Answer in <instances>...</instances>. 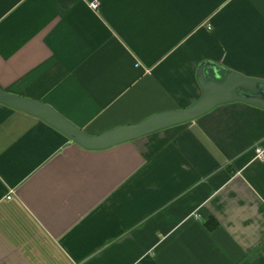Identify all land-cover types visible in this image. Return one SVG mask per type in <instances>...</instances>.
I'll return each mask as SVG.
<instances>
[{"label": "crops", "instance_id": "0c3cea01", "mask_svg": "<svg viewBox=\"0 0 264 264\" xmlns=\"http://www.w3.org/2000/svg\"><path fill=\"white\" fill-rule=\"evenodd\" d=\"M206 60L264 79V0H0V89L89 134L190 105ZM256 146L241 101L102 149L0 103V264H264Z\"/></svg>", "mask_w": 264, "mask_h": 264}, {"label": "water", "instance_id": "95a60500", "mask_svg": "<svg viewBox=\"0 0 264 264\" xmlns=\"http://www.w3.org/2000/svg\"><path fill=\"white\" fill-rule=\"evenodd\" d=\"M208 66L213 68L214 78L210 80L204 73V69ZM196 77L201 95L190 105L177 110L155 113L138 123L117 126L100 134L85 132L51 105L38 99L0 89V103L40 118L74 143L87 149L106 148L192 121L220 104L241 101L264 109V79L245 76L233 70L228 71L223 77L217 72V64L207 60L199 63Z\"/></svg>", "mask_w": 264, "mask_h": 264}, {"label": "built area", "instance_id": "2783aa9c", "mask_svg": "<svg viewBox=\"0 0 264 264\" xmlns=\"http://www.w3.org/2000/svg\"><path fill=\"white\" fill-rule=\"evenodd\" d=\"M91 5L93 7H95L94 3H92ZM136 65H137V63H136ZM253 159H256L258 161H263L264 160V147H262V146L254 147V157H253ZM11 194H13V191L10 189L8 191V194H7L6 198H11L12 197Z\"/></svg>", "mask_w": 264, "mask_h": 264}]
</instances>
